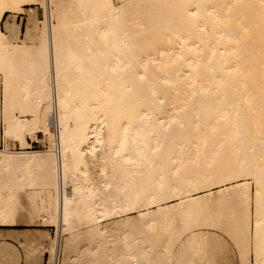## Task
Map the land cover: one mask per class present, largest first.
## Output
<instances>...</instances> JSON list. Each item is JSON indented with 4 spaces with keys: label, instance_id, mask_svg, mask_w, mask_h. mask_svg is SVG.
Here are the masks:
<instances>
[{
    "label": "bare ground",
    "instance_id": "1",
    "mask_svg": "<svg viewBox=\"0 0 264 264\" xmlns=\"http://www.w3.org/2000/svg\"><path fill=\"white\" fill-rule=\"evenodd\" d=\"M26 1L0 0L1 121L45 147L0 148V226L53 227L50 264H175L209 243L188 233L219 189L216 237L264 264V0H43L33 41L7 42Z\"/></svg>",
    "mask_w": 264,
    "mask_h": 264
},
{
    "label": "rangeland",
    "instance_id": "2",
    "mask_svg": "<svg viewBox=\"0 0 264 264\" xmlns=\"http://www.w3.org/2000/svg\"><path fill=\"white\" fill-rule=\"evenodd\" d=\"M42 1L43 0H27L20 13H6L4 20L2 22V30L5 35V40L7 42L30 43L33 41V36L39 29L37 17H38L39 12H41V9H42L41 7ZM2 88H3V85L0 80V95L2 93L1 92ZM20 115H21V118H24V113ZM2 117H4L5 119L7 118L14 119L15 118L14 111L11 108H5V111H3V113L0 112V148L7 147L11 149L12 151H21L24 149L26 150L44 149L45 135L41 132L38 133L37 137H31L30 135H27L26 137L22 139L16 138L13 135L5 136L4 128H3L4 126L1 121ZM95 157L99 160V162L108 166L109 186L106 191L111 198L119 202L124 192L120 190L118 186L117 173L115 171H111L112 170L111 164L109 162L110 152H109L106 142L102 146L96 149ZM234 185L236 186V184ZM252 190H253V184L250 185V192H249L250 194L247 197V199H244V203H243L242 210L245 211L246 213L247 212L250 213L252 211V205L250 206L251 204L250 197H251ZM218 191L219 189H214L212 191L213 197L208 201L202 202L203 203V205L201 203L202 206L199 205L200 208L202 209L201 218L199 222L195 224V227H193L192 230L188 233V234L193 233L194 235L198 236L200 233L202 234L203 232H207L206 235L208 237L209 243H206L205 244L206 246L204 245L203 248L199 252L192 250L193 248L186 249L185 251L186 255H183L185 257L182 256L181 258V256H179L178 257L179 259L178 258H177L178 260L176 259L177 262L175 264H196V263L197 264H207V263L208 264H240V260H239L240 258L238 254L239 249H237L238 246L234 245V243L231 244L228 241L229 240L227 238L229 237L228 235L226 238L223 239V241H221V243H220V240L216 237V234H218L220 230V228H217L220 226H217V225L222 224L221 221L218 220V217H217L218 212H219L218 210L219 200L216 197V194ZM202 195H204V193L194 195L190 199L196 198ZM228 199H229L228 203L230 206L226 211L227 214L229 215V213H231L230 212L231 210L234 213L238 212L235 201H234V196H230ZM248 199H250V201ZM177 203L178 201H172L167 204H162L161 207L163 208L165 206L174 207ZM146 207L140 208L138 210L137 209L131 210L130 211L132 212L131 215L138 216L139 215L138 212L141 213L143 211H148L150 209L157 208L156 204L149 205ZM231 207L234 209H232ZM176 208L177 207H174L172 208L173 210H171V212L174 211L172 213L174 216L173 221L175 220L174 222L176 223V225L181 227L182 226L181 225L182 224V219H181L182 211L179 210L180 211L179 212L176 210ZM215 211H217L215 213L216 215L213 213ZM204 212L206 213L204 214ZM20 214L17 217L16 226L14 227L0 226V264H50L49 263L50 262L49 246L52 242V235L55 234V231L52 230L53 227L45 228L43 226H40L38 222H33L31 223L32 224L31 225L28 222L27 218H25V214L23 213H20ZM22 214H23V217H22ZM126 214H130V213H128L127 211ZM168 214H169L168 212H164V215H168ZM216 223L218 224L216 225ZM196 225L198 226V229ZM46 229L51 230L50 236H47V237L45 236L44 230ZM21 242H24V244L22 245ZM113 243L114 242H112V244ZM225 244L229 246L226 247ZM33 248H36V252L34 254L29 253L28 251ZM75 250H78V248H76ZM191 261L192 263H190ZM102 264H109V263L107 261H103Z\"/></svg>",
    "mask_w": 264,
    "mask_h": 264
}]
</instances>
